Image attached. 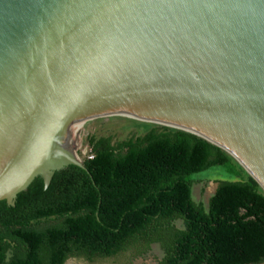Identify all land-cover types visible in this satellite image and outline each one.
Here are the masks:
<instances>
[{
    "label": "water",
    "instance_id": "1",
    "mask_svg": "<svg viewBox=\"0 0 264 264\" xmlns=\"http://www.w3.org/2000/svg\"><path fill=\"white\" fill-rule=\"evenodd\" d=\"M119 119L207 141L264 193V0H0V201L85 170L75 143Z\"/></svg>",
    "mask_w": 264,
    "mask_h": 264
},
{
    "label": "trees",
    "instance_id": "2",
    "mask_svg": "<svg viewBox=\"0 0 264 264\" xmlns=\"http://www.w3.org/2000/svg\"><path fill=\"white\" fill-rule=\"evenodd\" d=\"M87 142L85 170L56 171L46 188L38 176L12 205L0 201V264L140 257L152 244L158 264H264V193L253 179L219 181L207 208L192 199V175L232 170L224 151L163 126Z\"/></svg>",
    "mask_w": 264,
    "mask_h": 264
},
{
    "label": "rangeland",
    "instance_id": "3",
    "mask_svg": "<svg viewBox=\"0 0 264 264\" xmlns=\"http://www.w3.org/2000/svg\"><path fill=\"white\" fill-rule=\"evenodd\" d=\"M161 127L156 124L146 123L135 119H119L111 120L96 125L83 133L79 138L80 145L76 148L78 151L81 146L82 150L87 154V158L91 152V148L87 142L89 137H110L112 144L123 141L129 137L142 136L152 127ZM75 148V147H74ZM194 180L192 186V199L195 202H201L206 208L209 199L214 194L217 183L221 180H241L250 181V175L232 158V170L229 171L223 167H212L207 171L197 173L191 177ZM258 189H262L258 186ZM177 227H182V222L177 220L174 222ZM163 256V251L159 244H152L149 251L140 257H130V255H119L107 259H95L92 262L83 258H71L65 264H158Z\"/></svg>",
    "mask_w": 264,
    "mask_h": 264
},
{
    "label": "bare ground",
    "instance_id": "4",
    "mask_svg": "<svg viewBox=\"0 0 264 264\" xmlns=\"http://www.w3.org/2000/svg\"><path fill=\"white\" fill-rule=\"evenodd\" d=\"M79 145H80V142H79V139L77 140V142L75 143V145H74V150L76 151V148H78L79 147ZM82 147V146H81Z\"/></svg>",
    "mask_w": 264,
    "mask_h": 264
},
{
    "label": "flooded vegetation",
    "instance_id": "5",
    "mask_svg": "<svg viewBox=\"0 0 264 264\" xmlns=\"http://www.w3.org/2000/svg\"><path fill=\"white\" fill-rule=\"evenodd\" d=\"M72 258H74V257H72ZM69 259H71V258H69ZM67 261H68V260H67ZM67 261H66V262H67ZM66 262H65V263H66Z\"/></svg>",
    "mask_w": 264,
    "mask_h": 264
},
{
    "label": "built area",
    "instance_id": "6",
    "mask_svg": "<svg viewBox=\"0 0 264 264\" xmlns=\"http://www.w3.org/2000/svg\"><path fill=\"white\" fill-rule=\"evenodd\" d=\"M88 158H90V156H88Z\"/></svg>",
    "mask_w": 264,
    "mask_h": 264
}]
</instances>
